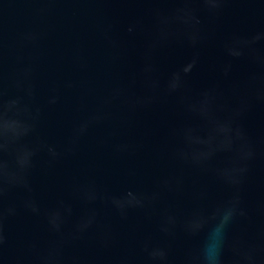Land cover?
Returning <instances> with one entry per match:
<instances>
[{"label":"water","instance_id":"1","mask_svg":"<svg viewBox=\"0 0 264 264\" xmlns=\"http://www.w3.org/2000/svg\"><path fill=\"white\" fill-rule=\"evenodd\" d=\"M0 264H264V0H0Z\"/></svg>","mask_w":264,"mask_h":264}]
</instances>
